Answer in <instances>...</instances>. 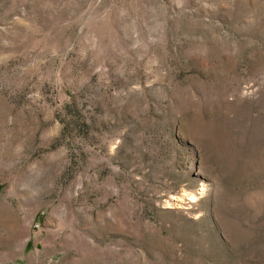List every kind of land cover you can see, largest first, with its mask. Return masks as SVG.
<instances>
[{
  "label": "rangeland",
  "instance_id": "obj_1",
  "mask_svg": "<svg viewBox=\"0 0 264 264\" xmlns=\"http://www.w3.org/2000/svg\"><path fill=\"white\" fill-rule=\"evenodd\" d=\"M0 264H264V0H0Z\"/></svg>",
  "mask_w": 264,
  "mask_h": 264
},
{
  "label": "bare ground",
  "instance_id": "obj_2",
  "mask_svg": "<svg viewBox=\"0 0 264 264\" xmlns=\"http://www.w3.org/2000/svg\"><path fill=\"white\" fill-rule=\"evenodd\" d=\"M190 198H193L192 196H190Z\"/></svg>",
  "mask_w": 264,
  "mask_h": 264
}]
</instances>
